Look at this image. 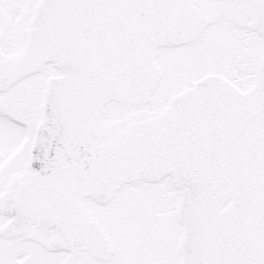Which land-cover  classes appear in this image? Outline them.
<instances>
[{
	"label": "snow or ice",
	"instance_id": "obj_1",
	"mask_svg": "<svg viewBox=\"0 0 264 264\" xmlns=\"http://www.w3.org/2000/svg\"><path fill=\"white\" fill-rule=\"evenodd\" d=\"M0 264H264V0H0Z\"/></svg>",
	"mask_w": 264,
	"mask_h": 264
}]
</instances>
